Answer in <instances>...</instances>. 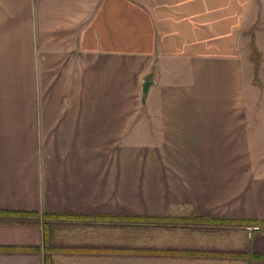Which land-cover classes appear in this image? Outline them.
I'll list each match as a JSON object with an SVG mask.
<instances>
[{"label":"crops","instance_id":"0c3cea01","mask_svg":"<svg viewBox=\"0 0 264 264\" xmlns=\"http://www.w3.org/2000/svg\"><path fill=\"white\" fill-rule=\"evenodd\" d=\"M0 210L233 221L51 220L56 248L177 252L51 264H264V0H0ZM0 264H44L40 221H0Z\"/></svg>","mask_w":264,"mask_h":264},{"label":"trees","instance_id":"16d2710c","mask_svg":"<svg viewBox=\"0 0 264 264\" xmlns=\"http://www.w3.org/2000/svg\"><path fill=\"white\" fill-rule=\"evenodd\" d=\"M9 218H22L25 221L33 222L40 221V225L42 226V235H43V244H44V264H51L50 254L53 251H63L67 250L66 248H56L52 246L48 241V232H49V221L51 220H67V219H86L90 218L98 221H122L128 222L132 225H140V224H150V225H224L231 224L233 221L225 218H213V217H198V216H190V217H175V216H84V215H67V214H54V213H39L37 211H7L0 210V221H7ZM244 222L250 223H260L264 224V220H247ZM71 252L75 251H83V252H92V253H102L106 251H112L113 253H126L131 255H143V254H176L175 250H162V249H150V248H141V247H131V248H114V249H102V248H86L83 250L78 249H68ZM67 250V251H68ZM193 255H202L201 252H191ZM231 255V254H227ZM233 255V254H232ZM231 255V256H232ZM256 256V255H255ZM261 257L260 255H257Z\"/></svg>","mask_w":264,"mask_h":264},{"label":"built area","instance_id":"2783aa9c","mask_svg":"<svg viewBox=\"0 0 264 264\" xmlns=\"http://www.w3.org/2000/svg\"><path fill=\"white\" fill-rule=\"evenodd\" d=\"M246 229L248 231V235H250L252 231L258 229V226H250V227H247Z\"/></svg>","mask_w":264,"mask_h":264},{"label":"water","instance_id":"95a60500","mask_svg":"<svg viewBox=\"0 0 264 264\" xmlns=\"http://www.w3.org/2000/svg\"><path fill=\"white\" fill-rule=\"evenodd\" d=\"M148 84H149V82H145V83H144V86H143V93H144V94H145L146 91H147Z\"/></svg>","mask_w":264,"mask_h":264},{"label":"rangeland","instance_id":"374dc122","mask_svg":"<svg viewBox=\"0 0 264 264\" xmlns=\"http://www.w3.org/2000/svg\"><path fill=\"white\" fill-rule=\"evenodd\" d=\"M114 231H118V230H116V228H114ZM114 231H113V232H114ZM155 231H156V229H155V230H152L151 232L154 233ZM143 232L146 233V232H148V231H147V230H144ZM72 260H73V261H78L77 258H73Z\"/></svg>","mask_w":264,"mask_h":264}]
</instances>
